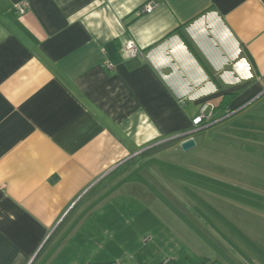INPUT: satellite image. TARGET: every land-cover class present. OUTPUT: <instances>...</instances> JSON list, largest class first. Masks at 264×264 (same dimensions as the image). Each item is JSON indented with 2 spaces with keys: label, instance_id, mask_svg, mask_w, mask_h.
<instances>
[{
  "label": "crops",
  "instance_id": "1",
  "mask_svg": "<svg viewBox=\"0 0 264 264\" xmlns=\"http://www.w3.org/2000/svg\"><path fill=\"white\" fill-rule=\"evenodd\" d=\"M263 97L264 0H0V264L102 263L141 152Z\"/></svg>",
  "mask_w": 264,
  "mask_h": 264
},
{
  "label": "rangeland",
  "instance_id": "2",
  "mask_svg": "<svg viewBox=\"0 0 264 264\" xmlns=\"http://www.w3.org/2000/svg\"><path fill=\"white\" fill-rule=\"evenodd\" d=\"M236 113L195 132L187 151L157 150L137 190L110 192L98 264H264V107Z\"/></svg>",
  "mask_w": 264,
  "mask_h": 264
},
{
  "label": "built area",
  "instance_id": "3",
  "mask_svg": "<svg viewBox=\"0 0 264 264\" xmlns=\"http://www.w3.org/2000/svg\"><path fill=\"white\" fill-rule=\"evenodd\" d=\"M26 6L27 5H26L25 2H20L17 5L18 12L22 14L25 11ZM152 8H153V3L151 1H149V2H147L145 4H143L139 8V12L140 13H148V12H150L152 10ZM124 50H125V53H126V55L128 57H135L137 54L140 53L139 48L132 41H129V42H127L125 44ZM238 109L228 110L222 115V117H220L218 119H212L210 117L211 116L210 112H207V105L205 104V105H203L201 107L199 114L192 118V127H191V129L189 131H194L195 132L196 130H199V129H202V128H206L207 126H209V125H211L213 123H216L217 121L222 120V119H224L226 117H229L230 115L236 113L238 111ZM184 134H182V135H184ZM173 137H176V136H172V137L167 138L165 140L172 139ZM162 141H164V140H162ZM110 264H117V263L113 262V263H110Z\"/></svg>",
  "mask_w": 264,
  "mask_h": 264
},
{
  "label": "trees",
  "instance_id": "4",
  "mask_svg": "<svg viewBox=\"0 0 264 264\" xmlns=\"http://www.w3.org/2000/svg\"><path fill=\"white\" fill-rule=\"evenodd\" d=\"M234 96V94L233 93H229V94H225L224 96H223V98H222V100L220 101V103H219V107H221V108H223V109H225L226 108V106H227V104H228V102L231 100V98ZM224 112H226V111H224ZM202 129H204V128H202ZM202 129H199V130H202ZM199 130H197V131H199ZM197 131H195V132H197ZM194 132V133H195ZM179 141V139H171V140H168V141H165V142H162V143H159V144H157V145H155V146H152L151 148H149V149H146L144 152H141V154L140 155H147V154H149V153H151V152H153V151H156V150H159V149H162V148H164V147H167V146H170V145H173V144H175V143H177ZM212 264H214V263H212Z\"/></svg>",
  "mask_w": 264,
  "mask_h": 264
},
{
  "label": "water",
  "instance_id": "5",
  "mask_svg": "<svg viewBox=\"0 0 264 264\" xmlns=\"http://www.w3.org/2000/svg\"><path fill=\"white\" fill-rule=\"evenodd\" d=\"M193 134H194V131H189V132L185 133L184 135H181V138L186 137V138L182 139L180 141V143H179V146H180L181 150L187 151V150L193 148L196 145V142H195V139L193 137ZM178 138H180V136L173 137L172 139H178ZM168 140H171V139H168ZM168 140L160 141L159 143H162V142H165V141H168ZM159 143H156V144H154L152 146H155V145H157Z\"/></svg>",
  "mask_w": 264,
  "mask_h": 264
}]
</instances>
